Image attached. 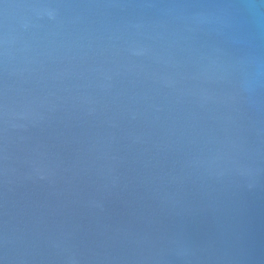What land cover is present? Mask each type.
<instances>
[{"label":"water","instance_id":"obj_1","mask_svg":"<svg viewBox=\"0 0 264 264\" xmlns=\"http://www.w3.org/2000/svg\"><path fill=\"white\" fill-rule=\"evenodd\" d=\"M0 264H264V0H0Z\"/></svg>","mask_w":264,"mask_h":264}]
</instances>
